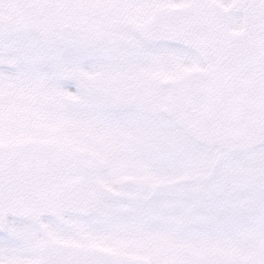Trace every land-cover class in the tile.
I'll return each instance as SVG.
<instances>
[{
	"label": "snow or ice",
	"instance_id": "snow-or-ice-1",
	"mask_svg": "<svg viewBox=\"0 0 264 264\" xmlns=\"http://www.w3.org/2000/svg\"><path fill=\"white\" fill-rule=\"evenodd\" d=\"M0 264H264V0H0Z\"/></svg>",
	"mask_w": 264,
	"mask_h": 264
}]
</instances>
